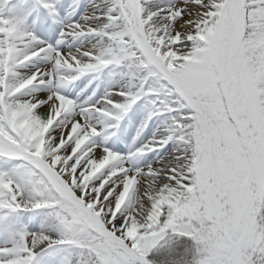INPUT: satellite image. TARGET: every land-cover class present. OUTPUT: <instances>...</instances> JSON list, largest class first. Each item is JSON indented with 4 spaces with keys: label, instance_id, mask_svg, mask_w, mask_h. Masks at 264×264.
<instances>
[{
    "label": "snow or ice",
    "instance_id": "6c2138e0",
    "mask_svg": "<svg viewBox=\"0 0 264 264\" xmlns=\"http://www.w3.org/2000/svg\"><path fill=\"white\" fill-rule=\"evenodd\" d=\"M0 264H264V0H0Z\"/></svg>",
    "mask_w": 264,
    "mask_h": 264
}]
</instances>
